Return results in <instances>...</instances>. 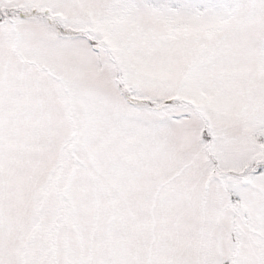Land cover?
<instances>
[{
    "label": "snow or ice",
    "instance_id": "obj_1",
    "mask_svg": "<svg viewBox=\"0 0 264 264\" xmlns=\"http://www.w3.org/2000/svg\"><path fill=\"white\" fill-rule=\"evenodd\" d=\"M0 264H264V0H0Z\"/></svg>",
    "mask_w": 264,
    "mask_h": 264
}]
</instances>
